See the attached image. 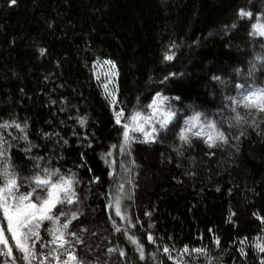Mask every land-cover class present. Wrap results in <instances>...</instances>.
I'll return each mask as SVG.
<instances>
[{"label": "trees", "instance_id": "1", "mask_svg": "<svg viewBox=\"0 0 264 264\" xmlns=\"http://www.w3.org/2000/svg\"><path fill=\"white\" fill-rule=\"evenodd\" d=\"M241 7L253 16L239 19ZM260 13L264 0H18L15 6L0 0V123L26 121L33 145L25 154L20 140L9 150V163L20 178L34 175L31 157L36 156L45 158L42 167L76 174L75 206L57 207L69 217L77 213L69 230L82 241L70 248L78 264H137L139 250L129 236L143 246L139 264H259L254 245L264 243L258 218L264 217V114L248 116L241 106L245 119L236 124L227 97L253 90V82L264 87L258 67L254 81L248 77L250 64L260 63L256 55L264 56V37L249 35ZM165 49L175 53L172 61L163 62ZM105 59L116 64L115 104L94 75ZM170 72L176 75L164 81ZM233 81L248 87L236 89ZM156 92L170 98L179 126L152 142L134 133L131 155H121L119 147L111 148L123 139L113 111L124 110L123 124L133 110L146 112ZM196 112L201 123L215 120L230 142L209 148L205 136L193 135L198 127L187 133V143L181 141L180 128ZM85 116L81 126L77 118ZM253 119L259 127L250 126ZM109 151L112 156L102 159ZM117 182L125 185L127 221L109 203ZM19 190H28L27 184ZM149 232L155 243L147 241ZM241 240L245 256L238 251Z\"/></svg>", "mask_w": 264, "mask_h": 264}, {"label": "snow or ice", "instance_id": "2", "mask_svg": "<svg viewBox=\"0 0 264 264\" xmlns=\"http://www.w3.org/2000/svg\"><path fill=\"white\" fill-rule=\"evenodd\" d=\"M18 0H7L9 6L17 5ZM253 16V12L241 7L238 12V18L243 20L244 18H250ZM232 28L236 27V24L231 25ZM252 31L249 33L252 37H264V13L257 14L256 22L251 24ZM227 30V29H226ZM172 47H175L173 44ZM264 48V45H261ZM44 48H40L41 54L45 53ZM175 53H169L167 49L163 50L162 60L163 62L172 61ZM255 60L260 61L257 65L255 63L250 64L248 71V77L255 79V71L258 67L261 71H264V56L257 54ZM95 64V62H94ZM103 64L110 66V71L105 76V83L102 85L104 88V94L110 104L117 103L115 96L109 91L108 80L110 77L115 76L116 64L111 59H105ZM176 73H168L164 77V81H167L170 76H174ZM96 79L99 80L100 76L96 75ZM213 80L224 84L225 82L219 76H213ZM164 81H161L163 83ZM236 89H246L248 87L247 82L236 83L233 81ZM253 90L242 92L240 97L228 96V107L231 109L235 116L233 117L236 124L244 121V117L238 112V108L241 106L248 110V116H253L256 113L264 114V87H256L254 82L251 85ZM175 100H179L180 97H175ZM53 104L55 100L51 101ZM148 115H142L141 112L133 110L131 117L122 124V120L125 119L124 110H114L113 116L115 123L122 126L123 139L118 145L114 144L111 148L119 147L121 155H131V142L137 137L133 133H139L146 141L156 140L159 133V139H164L163 130L167 129L171 134L179 126V117L177 116V109L170 102V98L162 95L160 92H156L152 102L146 106ZM63 110V109H61ZM202 114L196 112L194 115L185 119V127L180 128L179 139L184 142L189 141L187 135L193 128L198 127L199 130L194 132L193 135L200 137L205 136V142L209 148L220 146L216 142L219 141L222 144H228L229 137L224 131H221L215 120H207L205 118L204 123H201ZM78 123L84 126L87 117H78ZM175 119L176 123H173L169 127L170 122ZM250 126L259 127L256 120H251ZM18 129L19 132L14 136L12 132L6 131L7 129ZM243 134V133H242ZM264 135V129L261 130ZM45 138H50L49 133H43ZM59 139V134H56ZM238 139V137H237ZM23 140L26 143L24 148L25 154H30V150L33 147L28 140L27 135V122L23 124L16 120L3 121L0 123V257L3 260L0 264H78L76 256L73 251L70 250L74 243H81L75 232L69 230L71 219H75L77 213L71 212V216L67 211H61L57 205H70L75 206L77 202V193L75 191V185L79 182L76 179V174H60L59 169H53L50 167H42L41 160L45 159L39 156L31 157L33 160L34 175L31 177L20 178L19 174L10 165L9 150L18 145L19 141ZM85 141L88 142L89 147L91 141L85 137ZM64 144L68 141L65 139ZM112 152L109 151L102 156L111 157ZM81 159L83 160V153H81ZM86 163V162H84ZM130 165H135V161L129 162ZM120 167L125 172H130V167H126L124 162H121ZM91 171V169H89ZM110 176L112 172L108 173ZM95 181H99V177L94 178ZM91 182V178H90ZM131 183V180H128ZM26 183L28 190L21 192L19 189L22 184ZM106 199H107V194ZM125 196V185L123 182L116 183V191L109 202L111 206L115 208V215L122 220L127 221L129 217L122 211L123 201ZM55 210V211H54ZM145 216H150V213L145 212ZM63 217V220H61ZM261 222L264 223V217H258ZM47 225V226H45ZM112 225L117 232H120V227L117 226L115 220L112 221ZM152 227L151 224L148 226ZM46 233V236L41 235V231ZM211 231V229H209ZM47 237H51L48 239ZM129 240L136 244L139 250V264L140 261H144L145 252L143 246L139 244L135 237L129 236ZM215 242L219 244V238L215 237ZM147 241L149 243H155L153 235L149 232L147 234ZM240 247L238 251L242 256H245L244 241H240ZM68 246V247H65ZM15 252L18 253L14 254ZM61 249L63 252L61 253ZM117 249L110 248L108 251H116ZM254 250L259 257V264H264V243H256ZM184 252L188 251V247L185 246ZM196 253L205 252L204 248L193 249ZM165 254L169 253V247L165 245L163 247ZM124 250H119V256L125 257ZM63 256V258H62ZM168 259H173L171 255ZM207 259H211L210 256Z\"/></svg>", "mask_w": 264, "mask_h": 264}, {"label": "rangeland", "instance_id": "3", "mask_svg": "<svg viewBox=\"0 0 264 264\" xmlns=\"http://www.w3.org/2000/svg\"><path fill=\"white\" fill-rule=\"evenodd\" d=\"M110 71V66H108V65H105V64H103V62H101V63H99V66H97L95 69H94V75L96 76V75H99L100 76V79L102 80V81H104L105 82V76H106V74L108 73ZM115 78H116V75L115 76H113V77H110L109 78V80H108V85H109V91L111 92V89H112V87H114V80H115ZM113 82V83H112ZM112 93H113V95H114V91H112ZM149 114V112H148V110L146 111V112H144L142 115H148ZM134 134V133H133ZM137 134V133H136ZM139 134V133H138ZM140 136H141V140L143 141V142H152V141H146L144 138H143V136L140 134ZM154 141V140H153Z\"/></svg>", "mask_w": 264, "mask_h": 264}, {"label": "bare ground", "instance_id": "4", "mask_svg": "<svg viewBox=\"0 0 264 264\" xmlns=\"http://www.w3.org/2000/svg\"><path fill=\"white\" fill-rule=\"evenodd\" d=\"M206 264H211V262H207Z\"/></svg>", "mask_w": 264, "mask_h": 264}]
</instances>
